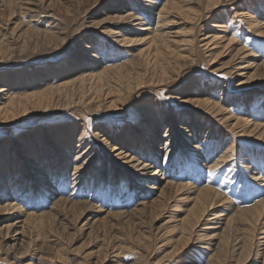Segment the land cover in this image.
<instances>
[{
    "label": "rangeland",
    "instance_id": "374dc122",
    "mask_svg": "<svg viewBox=\"0 0 264 264\" xmlns=\"http://www.w3.org/2000/svg\"><path fill=\"white\" fill-rule=\"evenodd\" d=\"M153 1L0 0V264H264V0Z\"/></svg>",
    "mask_w": 264,
    "mask_h": 264
},
{
    "label": "bare ground",
    "instance_id": "6f19581e",
    "mask_svg": "<svg viewBox=\"0 0 264 264\" xmlns=\"http://www.w3.org/2000/svg\"><path fill=\"white\" fill-rule=\"evenodd\" d=\"M151 2L153 3L154 1L153 0H151ZM126 13V12H125ZM122 18V20H125V21H127L128 19H131L132 20V18H135L134 17V14H132V13H127L125 16H123V17H121ZM137 19V18H136ZM141 21H143V20H141ZM138 29H136V30H139V29H141L142 27H137ZM168 29V28H167ZM206 38H209V42L210 41H213V40H215L216 39V37H215V35H207L206 37H205V39ZM218 39V38H217ZM231 41V39L229 38L228 39V41H227V43H229ZM241 51V50H240ZM243 52V51H242ZM90 54V53H89ZM178 55V54H177ZM253 55V54H252ZM179 56V55H178ZM255 56V55H254ZM179 57H181V56H179ZM183 58V57H182ZM155 59H157V56H155V58H154V60ZM184 59V58H183ZM181 60L182 59H180V58H178L177 60H176V62H181ZM185 60H186V58H185ZM184 60V61H185ZM155 62V61H154ZM183 62V61H182ZM187 62H189V61H187ZM251 62V61H250ZM254 62V61H253ZM153 63V62H152ZM190 63V62H189ZM184 64V63H183ZM185 64H187V63H185ZM252 64V63H251ZM134 77V76H133ZM102 75L100 74V73H95V74H93V73H88L87 75H82L78 80L79 81H84V82H86L85 80H90V82H93L94 84H95V88H96V90H100V86L102 85L101 84V81H102ZM130 79V78H129ZM136 82V81H135ZM88 83H89V81H88ZM137 83V82H136ZM80 84V83H79ZM87 84V83H86ZM132 84V83H131ZM137 86V85H136ZM89 87V86H88ZM91 90V89H90ZM5 91V89L4 88H2L1 89V87H0V94L2 95L3 94V92ZM84 93V92H83ZM39 94H43V96H44V94H45V92H40ZM94 94V93H93ZM0 95V98L2 97ZM6 95H7V92H6ZM71 95V94H70ZM83 95V94H82ZM31 96H34V97H36L37 96V94H32ZM71 97V96H70ZM69 97V98H70ZM25 99H29L30 98V96H28V97H24ZM69 98H68V100H69ZM72 99V98H71ZM8 101V102H7ZM7 101H6V103H10V105L9 104H7V105H5V107L3 108H1V110H0V116H2L1 117V119L5 122V121H7V120H9V118H10V115H11V112L13 111L14 112V108L16 107L15 106V103L17 102V103H20L21 104V100H20V98L19 97H8L7 98ZM73 101V100H72ZM70 103V102H69ZM224 112V111H223ZM227 113V112H226ZM248 121H250V120H248ZM242 122H244V121H242ZM250 123V122H249ZM248 122H247V124H249ZM242 124V123H241ZM252 124V123H251ZM253 125V124H252ZM247 126V125H246ZM256 125H254L253 127H255ZM257 127V126H256ZM236 128V127H235ZM262 129V128H261ZM260 129V130H261ZM252 130V129H251ZM260 133H262V132H260ZM259 133V134H260ZM140 135V134H139ZM147 135V132L146 131H144V132H142V136L143 137H145ZM259 137V136H258ZM145 138H147L148 139V137H145ZM144 138V139H145ZM151 138V137H150ZM148 141V140H147ZM153 141H156V139H152V140H150V142H153ZM78 147H79V145H77ZM61 147L59 146V151H62V149H60ZM117 149V148H116ZM83 151V150H82ZM138 152V151H137ZM98 153V152H97ZM79 154V155H78ZM225 154H227L226 152L224 153V154H222V155H219L220 157H217V158H215L209 165H208V170H209V172H211L212 174L214 173V172H216V171H214V170H217L218 168H222L223 169V167H224V164H225V162H227L226 161V155ZM78 155V156H77ZM135 155H137V156H139L138 154H135ZM196 155V154H195ZM198 155H200V154H198ZM202 155V154H201ZM200 155V156H201ZM209 155V154H208ZM82 156H83V153L82 152H80V151H78L77 149H76V151H75V153H74V157H73V159H71L73 162L72 163H74V172H78L80 169H82V163H78L79 161H81L82 159ZM229 156H231V155H228V157ZM194 157V156H193ZM133 159V161H135L136 163L135 164H132L131 166H134V167H131L133 170H135L137 173H138V175H144V173H146V169L148 168L147 166H149L150 164H148V163H142L141 164V162H139V159H135L134 157L132 158ZM27 161H28V163H29V161H30V156H27V159H26ZM76 160V161H75ZM167 158L165 159V161L167 162ZM32 162V161H31ZM35 164V163H34ZM84 164V163H83ZM138 165H141L140 167H138ZM138 167V168H137ZM47 170H48V168H47ZM84 170V169H83ZM207 170V171H208ZM156 171V170H155ZM40 174L42 175V176H49L50 174H49V172H46V170H43V172L41 171L40 172ZM73 174V173H72ZM155 173L153 172V173H150L148 176H150V177H152L153 175H154ZM61 178V175L60 176H58V181H60L59 179ZM9 179V178H8ZM20 180L18 181V182H21L22 180H24L23 178H19ZM41 179H44V177H41ZM8 182H10V180L8 181ZM41 182V181H40ZM44 182H46V181H44ZM42 183V182H41ZM50 184V183H49ZM47 186V185H46ZM143 186V185H142ZM152 187H154V184L153 185H151ZM40 188V187H39ZM57 188V187H56ZM80 188V187H79ZM144 188V187H143ZM180 188V187H179ZM76 189V188H75ZM154 189V188H153ZM181 189V188H180ZM115 189L114 188H111L110 189V192H112V191H114ZM200 190V189H199ZM207 191L208 190H204V194H206L207 193ZM55 192H56V190H55ZM197 192V191H196ZM210 192V191H209ZM208 194H211V193H208ZM219 197V196H218ZM221 197V196H220ZM199 199V198H198ZM203 199V198H202ZM196 201V200H195ZM16 203V202H15ZM12 205V204H11ZM205 206V205H204ZM9 207V206H8ZM13 207L11 206L10 207V209H12ZM15 208V207H14ZM16 209V208H15ZM1 210V209H0ZM7 210V209H6ZM6 210H4V211H6ZM17 210V209H16ZM206 210H203V212H205ZM16 212V211H15ZM34 218V217H33Z\"/></svg>",
    "mask_w": 264,
    "mask_h": 264
}]
</instances>
